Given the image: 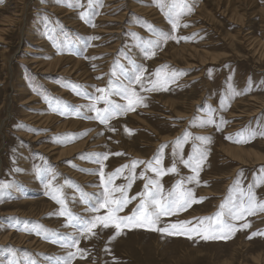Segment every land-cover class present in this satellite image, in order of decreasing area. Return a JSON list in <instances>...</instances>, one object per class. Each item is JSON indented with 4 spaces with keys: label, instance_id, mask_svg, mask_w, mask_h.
<instances>
[{
    "label": "rangeland",
    "instance_id": "rangeland-1",
    "mask_svg": "<svg viewBox=\"0 0 264 264\" xmlns=\"http://www.w3.org/2000/svg\"><path fill=\"white\" fill-rule=\"evenodd\" d=\"M187 2L193 11L173 29L157 0H93L91 9L88 0H0V32L6 30L0 35V184L5 186L0 190V264H64L59 258L76 250L31 229L38 224L63 235L76 231L65 226L66 217L50 215L61 210L52 198L55 189L73 214L104 215L106 209L88 211L102 198V164L106 179L134 160L154 164L159 158L161 164L154 166L165 170L175 161L177 171L163 176L146 163L138 164L128 189L133 197L149 179L159 180L167 196L183 180V187L204 198L162 218L161 227L214 216L229 197L246 200L249 185H256L252 191L257 201H264V183L256 184L264 176V0ZM83 12L89 15L82 18ZM9 18L15 24L3 27ZM71 20L76 27H69ZM153 28L187 39L168 40L155 55L146 54V43L133 34L144 41L155 39ZM38 35L41 54L30 51L36 48L30 39ZM26 46L29 51L24 52ZM56 58H61L58 68L45 67ZM165 65L168 72L182 73L166 91H141L136 85L145 97L143 105L107 124L95 119L88 108L91 97L102 95L97 89H108L110 82L115 87L117 77L127 83L121 70L130 75L143 67L145 88H151L149 79ZM30 98L32 104L25 103ZM110 98L126 103L115 95ZM105 106L96 103L97 108ZM210 114L215 123L200 126ZM245 129L257 132L256 137L235 142ZM186 131L211 137L210 143L189 139L182 149L184 159L192 154L193 143L207 151L198 185L187 183L191 169L173 156V142ZM98 153L108 154L102 164L96 162ZM129 178L126 168L113 187L126 185ZM138 204L139 198L132 200L120 215H131ZM232 222L238 228L245 223ZM247 222L251 227L239 228L229 239L207 241L139 227L124 228L116 236L113 227H98L95 236L80 240L84 258L77 254L71 264H264V235L252 236L264 233V212L248 216Z\"/></svg>",
    "mask_w": 264,
    "mask_h": 264
},
{
    "label": "snow or ice",
    "instance_id": "snow-or-ice-1",
    "mask_svg": "<svg viewBox=\"0 0 264 264\" xmlns=\"http://www.w3.org/2000/svg\"><path fill=\"white\" fill-rule=\"evenodd\" d=\"M93 0H88V7L91 9ZM157 4L162 11H166L168 19L172 24L173 29H176L179 25L181 17L187 12L191 13L193 11V6L187 2V0H171L170 3L165 5L164 0H157ZM83 6V5H81ZM88 12L81 13V17H87ZM187 27V25H184ZM155 39H149L144 41L143 38L139 37L138 34H133L137 39L141 40L142 44L147 45L146 54L155 55V49L159 48L162 43H166L168 40L187 39V37H180L179 39L169 33L163 31H156L152 29ZM93 39H96L94 37ZM168 66H162L155 72V79H149L148 83L152 86L151 88H145L144 78L146 69L137 66L132 71V74H128L126 71L121 70L120 75L124 77L127 83L120 80L119 77L116 78L115 87L112 86L111 82L108 89H97V92L101 93L100 96H93L91 99L94 101L91 105H88L90 111L96 113L95 119L101 124H107L111 119L118 115H123L128 111H134L137 106L143 105L145 97L141 96L137 91L136 85L140 86L141 91H166L167 85L174 83L176 79L182 73L177 71L168 72ZM113 76H116V71H113ZM234 95H239L240 93L233 90ZM80 94V93H78ZM121 97L126 103H118L117 101L111 99V96ZM103 101L106 105L104 108H97L96 103ZM59 104V102H58ZM146 106V105H144ZM67 109V105H64V110ZM79 112V109H76ZM214 111V110H213ZM195 124V120L193 121ZM215 121L211 119V114L208 120H201L200 126L206 124H214ZM226 123V121L221 120V124ZM219 127V125H217ZM115 131V129H111ZM126 131L131 133V130L126 128ZM257 132L248 129L242 130L237 133L238 139L235 142L247 143L254 139ZM264 135V133H262ZM192 139L193 141H201L203 143H210L211 137L207 136H196L193 137L191 132H184L181 137H178L174 142L173 156H179L180 162L186 167L190 168L193 175L187 177V183L195 182L197 185L200 183L199 175L202 171V166L207 158V151L201 147L199 144L193 143L192 154L188 159H184L182 155L183 146ZM231 139V137H229ZM164 145L162 147H166ZM98 159L97 163H101L108 159L107 153L95 154ZM115 155H121V153H116ZM145 161L134 160L129 165H122L121 168L116 169L107 175L105 179V172L103 170V164L99 171V175L103 182V193L102 198L96 203L92 204L88 211L93 213H99L101 209H106L104 215H93L91 217H83L73 214L66 206L65 201L59 196V189L53 190L52 198L61 205V210L58 213H53L50 215H58L61 217H66L67 222L65 226L74 228L76 231L67 235L59 234L53 230L44 228L43 225H35L31 231H35L37 235H43L45 239H52L53 243H60L62 247L75 249V252L69 251L66 257L59 258L62 259L64 264H71V261L76 258L77 254L84 258L85 250L79 248L78 245L81 239L91 238L95 236L94 231L98 227L107 229L113 227L115 229V235L118 236L122 233L124 228H144L149 231H156L161 234H166L169 236L182 235L187 236L189 239L194 237H199L205 241L207 240H226L231 238L232 235L239 228H249L251 227L250 222H247V217L257 214V212H264V201H257V198L252 191L256 185H249L247 193L243 195L246 196V200L241 199L239 202L232 200L231 197L228 198L226 203L220 205V210L211 217H199L193 218L196 221L193 224L192 220L176 221L165 224L161 227V221L164 217H171L178 215L179 213L186 211L194 203L202 202L204 198H197L194 194L193 188H185L183 185L185 181H179L177 185L168 193L167 196L163 194L162 185H160L159 180L149 179L148 183L144 185V191L136 194V196L129 197L128 189L132 187V181L135 179L134 169L138 164H145ZM155 165H160L161 160L157 158L154 162ZM152 161L146 163L147 169L156 173L157 176L166 175L168 172H176V163L173 162L171 168L165 170L154 166ZM130 168V178L126 185H119L113 187L114 181L119 177L124 169ZM264 171V169H262ZM264 183V176L257 178L256 184ZM239 181H237V185ZM149 185L154 186L150 188ZM5 186L0 184V190ZM242 191V190H241ZM120 193V196H114V193ZM139 198V204L133 210L131 215L122 216L121 212L127 207L132 200ZM244 220L245 223L239 225V228L232 221ZM28 231L30 229L25 228ZM264 235V233H252V236ZM252 237L250 236L249 239ZM115 239V236L113 237Z\"/></svg>",
    "mask_w": 264,
    "mask_h": 264
},
{
    "label": "bare ground",
    "instance_id": "bare-ground-1",
    "mask_svg": "<svg viewBox=\"0 0 264 264\" xmlns=\"http://www.w3.org/2000/svg\"><path fill=\"white\" fill-rule=\"evenodd\" d=\"M45 8V7H44ZM46 8H48V7H46ZM48 10L50 11V12H55V13H65V12H62L63 11V9L62 8H56V7H51V8H48ZM13 24H15L14 23V18L13 19H7V20H5L4 22H3V27L4 26H7V25H12L13 26ZM68 24H71V25H69V27H76V24L75 23H73V21L71 20V21H69L68 22ZM4 29V28H3ZM82 29V28H81ZM5 31L6 30H3V31H1L0 32V35L1 34H4L5 33ZM29 32V31H28ZM34 32V31H33ZM40 33V32H39ZM34 34V33H33ZM26 36H28V34H26ZM35 39V44H34V46H36V48H35V50H30V51H32V52H35V53H37V54H41L40 53V50H38L37 49V47H40L41 45H42V43H43V40H42V38H41V36L40 35H38V36H35V38H33V39H30V40H34ZM26 41H25V44H24V46L26 45V43H27V39H25ZM30 40H29V42H30ZM30 44V43H29ZM43 47V51H44V46H42ZM46 48V47H45ZM29 48H27V46H26V48H25V50H24V52L25 51H27ZM47 50V49H46ZM45 50V51H46ZM29 51V50H28ZM46 54H48V53H46ZM53 54H54V52H53ZM44 56V55H43ZM46 57V56H45ZM61 58H56V59H54L53 61H51L50 63H48L47 65H45V67H47L48 69H55V68H58L57 67V64H58V62H59V60H60ZM19 63V64H23V61L20 59H18L17 58V60H16V63ZM69 71H66L65 73H68ZM48 72H45V73H42V74H47ZM15 77H17V76H14V80L13 81H15L16 80V78ZM18 92H22V90H19ZM31 100V98L30 99H28L25 103H27V104H32V103H30V102H32V101H30ZM77 152V151H76ZM75 152V153H76ZM93 152H95V151H93ZM74 153V154H75ZM62 159V158H61ZM76 175H73L72 176V178L73 179H76ZM80 179V178H79ZM87 192L88 193H93V192H95V190H93L92 188H87Z\"/></svg>",
    "mask_w": 264,
    "mask_h": 264
}]
</instances>
